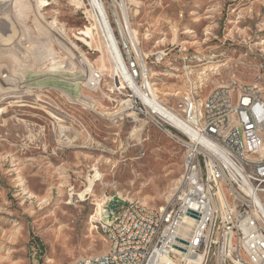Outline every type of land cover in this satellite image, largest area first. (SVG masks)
Returning <instances> with one entry per match:
<instances>
[{"label": "rangeland", "instance_id": "1", "mask_svg": "<svg viewBox=\"0 0 264 264\" xmlns=\"http://www.w3.org/2000/svg\"><path fill=\"white\" fill-rule=\"evenodd\" d=\"M124 1L135 39L119 42L146 58L163 104L233 82L264 96V0ZM104 2L112 20L110 4L120 8ZM88 4L0 0V264L104 253L98 220L111 198L160 208L184 187V143L129 109L134 97L98 31L92 46L78 39L96 21ZM138 73L140 85L141 63Z\"/></svg>", "mask_w": 264, "mask_h": 264}, {"label": "built area", "instance_id": "2", "mask_svg": "<svg viewBox=\"0 0 264 264\" xmlns=\"http://www.w3.org/2000/svg\"><path fill=\"white\" fill-rule=\"evenodd\" d=\"M120 1L113 0L118 6ZM113 5L119 42L128 34ZM121 52L139 85L143 57L126 46ZM97 78L93 75L91 84ZM125 82L134 97L129 109L160 121L185 145L184 163L191 170L183 187L185 203L179 215H172L173 202L148 211L138 207L137 198L126 205L111 198L98 220L108 249L70 264H264L263 92L246 84L235 91L219 86V94L204 98L195 91L178 105H164L165 115Z\"/></svg>", "mask_w": 264, "mask_h": 264}, {"label": "bare ground", "instance_id": "3", "mask_svg": "<svg viewBox=\"0 0 264 264\" xmlns=\"http://www.w3.org/2000/svg\"><path fill=\"white\" fill-rule=\"evenodd\" d=\"M109 1L113 2V0H109ZM88 3H89L87 5L88 6V12H90L93 15V18L96 21L94 22L95 24L92 25V27H87L83 31L80 30L81 34H83L86 38L85 37H79L78 39L84 41L87 45L92 46L93 42L95 40V37L93 35L94 34L93 31L94 30L98 31V33H100L101 36L103 37V40L105 43L104 45L106 46V48L110 54V57L114 61L115 65H116V69H117L118 73L121 75V77L123 78V80H129L132 83V88H133L134 92L139 97H142L143 100H145V102L152 104L153 103L152 100H154V102H155L154 107L156 108V110L160 111L161 113H163L165 115H168V110L164 106L165 104H163L158 99V97L156 96L157 94L155 93L154 88L152 86V83L150 82V80L148 78L147 66L145 65L146 58H144V56H143V59L141 58V64L143 66V75L145 77V82L140 84V86H139V85L135 84L134 79L130 75L129 70H128L126 64L124 63V60L122 57L121 45L118 42V39L116 36L117 33L115 32L114 27H113V23H116V16H113V12H112V18L113 19L111 20V16H109V14H108L107 5L105 4L104 0H88ZM45 4H46L45 2L41 3V6H44ZM111 4H110V9H111V11H113V5L111 6ZM119 8H120V14H121V19H122V26H123L124 30L126 31V33L128 34V36L130 37L131 42L133 43V39H135V36L132 33V31L129 30L125 26V22H127V12H126V4H125L124 0L120 1ZM126 25L128 26V23ZM134 49L136 50V48H134ZM163 57H164V55L156 56V60L160 61L163 59ZM139 66H140V63H139ZM237 84H238L237 82H233L231 85L225 86V91H235V89H237V87L242 86V85H237ZM146 92H148L150 94V96H151L150 98H147ZM209 94H219V87L213 89ZM3 111H5V108L0 107V113H3ZM153 122L159 128L164 129V126H162V124H160V121H153ZM165 130L171 133L172 129H165ZM95 178L90 179L89 186L84 190V192H87V191L90 192L92 190V188L95 184L94 183ZM190 180H191V170L186 169V165H185L184 174H183V183L187 184L190 182ZM84 192L81 193V196H83ZM123 199H119V205H126L127 204V200H123ZM108 203H109V201L107 203H105L104 205H106ZM184 203H185V196H184V189L182 188L180 195H178L177 201H174L172 204V215H179L180 211H181V207H182V205H184ZM138 207H140V209H142V210H148V211H156L157 210V208H154V207L148 205L147 203H145L139 199H138Z\"/></svg>", "mask_w": 264, "mask_h": 264}]
</instances>
